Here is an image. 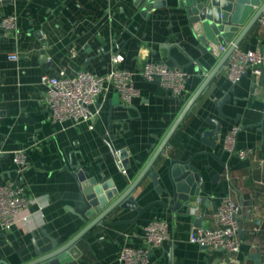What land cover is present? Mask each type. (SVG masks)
I'll use <instances>...</instances> for the list:
<instances>
[{
    "label": "crops",
    "instance_id": "1",
    "mask_svg": "<svg viewBox=\"0 0 264 264\" xmlns=\"http://www.w3.org/2000/svg\"><path fill=\"white\" fill-rule=\"evenodd\" d=\"M11 1L0 8V186L12 183L21 188L29 205L10 230L0 226V264H25L38 257L37 249L47 254L54 243L65 245L87 226L72 212L85 207L75 173L110 179L125 191L223 56L196 49L187 18L172 6L143 13L135 0ZM14 15L17 33L1 28V20ZM239 47L264 49L259 20ZM117 52L125 57L119 67L133 73L139 97L129 104L109 90L90 107L98 112L94 121L51 120L41 77H73L83 71L102 76L111 70V57ZM13 54L19 59L11 60ZM149 62H163L191 75L181 97L142 77ZM226 65L203 89L151 169L160 173V184L167 187L171 161L193 159L206 182L201 197L207 202L201 204L198 198L191 210H173V202L155 191L148 175L134 196L142 207L152 204L149 209L141 216L122 208L108 215L107 225L100 222L79 241L83 254L78 264H120L125 246L148 247L144 228L155 221L167 223L170 238L152 251V264H220L224 254L192 243L190 234L212 226L214 209L227 196L241 205L240 263L264 264V75H248L233 85ZM227 95L230 100L219 108L217 102ZM234 129H239L237 150L253 151L247 159L225 148ZM111 148L123 153L119 162L127 166L129 183ZM20 150L26 151L29 162L23 174L13 161Z\"/></svg>",
    "mask_w": 264,
    "mask_h": 264
},
{
    "label": "built area",
    "instance_id": "2",
    "mask_svg": "<svg viewBox=\"0 0 264 264\" xmlns=\"http://www.w3.org/2000/svg\"><path fill=\"white\" fill-rule=\"evenodd\" d=\"M259 26L264 30V12L259 19ZM1 27L17 33V17L9 16L1 20ZM73 56L75 53L73 52ZM11 60H18L16 54L10 55ZM125 57L114 53L111 57L109 73L96 76L90 72H80L73 77L64 73L57 76L43 75L41 84L46 87V98L50 107V119L55 122L73 121L75 123L94 121L98 112H92L90 107L97 98L114 90L126 103L139 97V90L134 85L133 73L119 66ZM228 79L233 85L238 84L243 77L250 75L261 79L264 75V49L243 50L236 47L227 61ZM142 77L148 82L158 81L161 86L175 98L182 96L191 75L183 69L172 68L163 62L145 64ZM93 128V127H92ZM239 129H234L227 135L226 150L240 159L251 156L252 150H237L236 136ZM13 161L19 174L29 169L25 150L13 154ZM22 189L9 183L0 186V226L10 230L20 221V216L28 207L29 200L21 195ZM201 202V199H198ZM198 209L193 210L196 213ZM241 205L231 196L225 197L216 206L211 227H201L190 234V241L201 247L224 254L220 264H241L238 255L241 251ZM147 248L125 246L120 253V264H152L151 253L163 246L170 238L166 222L155 221L144 228Z\"/></svg>",
    "mask_w": 264,
    "mask_h": 264
},
{
    "label": "water",
    "instance_id": "3",
    "mask_svg": "<svg viewBox=\"0 0 264 264\" xmlns=\"http://www.w3.org/2000/svg\"><path fill=\"white\" fill-rule=\"evenodd\" d=\"M262 1L263 0H135L136 5L142 9L143 13L152 11L156 8L169 6L183 11L184 16L188 20V27L191 28L194 39L197 42L196 49L204 53L211 52L216 57H223L200 91H198L189 102L183 114L163 141L162 145L158 148L150 163L143 170L138 179L133 184H130L125 191H120L110 179L98 181L95 177L88 178L84 172L78 171L75 173V177L80 185L85 207L73 209L72 212L78 214L81 219L86 221L87 226L65 245L59 247L54 243L53 250L47 254L37 249L38 257L25 264H78V259L83 254L78 246L79 241L100 222L107 225L108 222L104 219L108 215L122 208L136 210L139 216H141L149 209L152 204L142 207L134 196L135 191L148 175L153 181L155 191L159 195H168V202H173L174 204L172 207L173 210H178L182 206L191 210L194 199L197 200L198 198H201V204L207 202L205 198L201 197V192L206 188V182L202 171L193 164V159H173L171 161L167 175V181L169 183L167 187H163L160 184V173L157 170L151 169L158 161L171 136L203 89L228 61L234 49L239 47L255 28L264 12V1ZM11 2V0H0V8ZM257 8L258 11L243 29L242 33L239 37L235 38ZM225 50H227L226 53H224ZM156 82L159 83L158 81ZM256 86L257 85L254 84V88H256ZM229 100L230 96L227 95L221 102H217L218 107L220 108L225 105ZM216 125V132H218L219 124L216 122ZM110 151L117 160L119 171L129 183L128 178L124 174V170L127 166L119 162L122 160L123 153H116L113 148H111ZM160 203L167 205L165 201H160ZM196 221L199 222L200 219Z\"/></svg>",
    "mask_w": 264,
    "mask_h": 264
}]
</instances>
